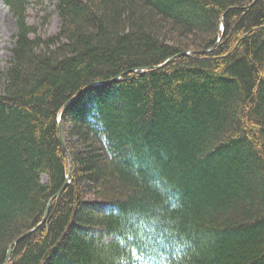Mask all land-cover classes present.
<instances>
[{"label": "trees", "instance_id": "1", "mask_svg": "<svg viewBox=\"0 0 264 264\" xmlns=\"http://www.w3.org/2000/svg\"><path fill=\"white\" fill-rule=\"evenodd\" d=\"M3 1L0 264H264V0Z\"/></svg>", "mask_w": 264, "mask_h": 264}, {"label": "rangeland", "instance_id": "2", "mask_svg": "<svg viewBox=\"0 0 264 264\" xmlns=\"http://www.w3.org/2000/svg\"><path fill=\"white\" fill-rule=\"evenodd\" d=\"M56 0H31L29 22L36 27L38 35L56 34L61 27L62 19L57 10ZM17 31L16 21L9 6L0 0V91L3 87L2 74L12 58L14 35ZM110 239L105 236L104 240Z\"/></svg>", "mask_w": 264, "mask_h": 264}, {"label": "water", "instance_id": "3", "mask_svg": "<svg viewBox=\"0 0 264 264\" xmlns=\"http://www.w3.org/2000/svg\"><path fill=\"white\" fill-rule=\"evenodd\" d=\"M186 53H187L186 51L182 52V54H186ZM172 60H173V57H170V58H168L165 62H163V63H161V64H159V65H157V66H155V67H156V68H158V67H162V66L168 64L169 62H171ZM115 79H116V78H115ZM104 82H105V81H104ZM77 97H78L77 95L74 96L73 98H71V100H69V101L64 105V108H63V110H62V113H61V115H60V117H59L60 133H61V137L63 138V143H64L65 146H66V144H65V137H64L65 133H64L63 123H62V117H63V114L66 112V110L69 108L70 104H71L72 102H74L75 99H76ZM68 156H69V162H70V173H69V175H68L67 182H66V183L63 185V187H62V188H61V189L55 194V196H54L53 198L59 196V195L61 194V192L67 187V185H68L69 182H70V174H71V172H72L73 164H72V158H71V155L69 154V152H68ZM49 208H50V205L48 206V208H47V210H46V214H45V217H44V219H43V222H44V221L46 220V218H47V215H48V212H49ZM11 253H12V249L9 251L8 256H7V259H6V261H5L4 264H7V262L9 261V259H10V257H11Z\"/></svg>", "mask_w": 264, "mask_h": 264}]
</instances>
